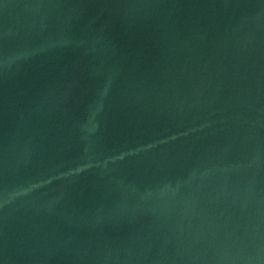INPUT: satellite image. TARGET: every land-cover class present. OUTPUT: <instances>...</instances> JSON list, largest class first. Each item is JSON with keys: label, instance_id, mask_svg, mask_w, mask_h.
<instances>
[{"label": "water", "instance_id": "1", "mask_svg": "<svg viewBox=\"0 0 264 264\" xmlns=\"http://www.w3.org/2000/svg\"><path fill=\"white\" fill-rule=\"evenodd\" d=\"M0 264H264V0H0Z\"/></svg>", "mask_w": 264, "mask_h": 264}]
</instances>
